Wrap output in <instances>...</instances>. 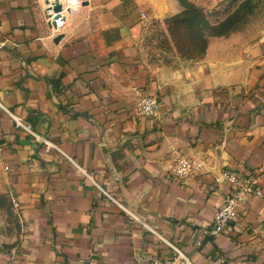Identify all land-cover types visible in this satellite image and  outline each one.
<instances>
[{
	"label": "crops",
	"instance_id": "0c3cea01",
	"mask_svg": "<svg viewBox=\"0 0 264 264\" xmlns=\"http://www.w3.org/2000/svg\"><path fill=\"white\" fill-rule=\"evenodd\" d=\"M83 1L54 28L45 0H0V100L76 163L0 109V164L19 203L0 264H165L171 249L103 191L195 264H264V195L219 234L202 231L230 191L224 171L264 166V38L154 71L141 51L151 0ZM142 95L158 115L136 113ZM180 156L202 165L180 179Z\"/></svg>",
	"mask_w": 264,
	"mask_h": 264
},
{
	"label": "rangeland",
	"instance_id": "374dc122",
	"mask_svg": "<svg viewBox=\"0 0 264 264\" xmlns=\"http://www.w3.org/2000/svg\"><path fill=\"white\" fill-rule=\"evenodd\" d=\"M151 1L156 11L145 25L141 51L154 71L201 60L210 43L236 49L264 38V0ZM13 206L0 164V238L10 245L18 235Z\"/></svg>",
	"mask_w": 264,
	"mask_h": 264
},
{
	"label": "built area",
	"instance_id": "2783aa9c",
	"mask_svg": "<svg viewBox=\"0 0 264 264\" xmlns=\"http://www.w3.org/2000/svg\"><path fill=\"white\" fill-rule=\"evenodd\" d=\"M62 4V13L64 14L67 11H74L79 6H81L83 0H60ZM72 6V8H71ZM0 109L5 111L9 116L13 118L16 125L26 130L28 133L32 134L42 145L45 146L47 150H56L62 153L67 157L71 162L75 163L74 159L67 155L61 147L54 141L40 135L37 133L31 126L30 123L24 121L22 117L8 107L0 100ZM160 111V102L159 99L154 95H142L139 97L136 104V113L138 115H158ZM76 164V163H75ZM201 163L180 156L176 159L173 166L174 174L180 178L184 179L190 174L195 172L198 168L201 167ZM82 172L90 179H92V173L86 169H82ZM224 176L230 184V191L225 196L223 204L219 207L213 215L211 225L208 229H202L203 233L207 236H214L219 234L223 229H225L231 222H233L238 216V206L247 201L249 195L262 197L264 195L263 188L261 186V181L264 177V166H259L252 171H235V170H226L224 171ZM105 194L117 205H119L126 214H128L133 221H138L141 223L142 227L146 230H150L157 237L166 244L172 251V256L170 259L164 261L165 264H195L191 256L186 253L180 246L169 241L163 235L151 228L147 223L143 222L139 215L131 210L128 204L123 200H119L116 197L108 194L106 191ZM11 200L14 207H18L19 203L16 198L11 195ZM145 258H143L144 260ZM85 264H93L92 259H88Z\"/></svg>",
	"mask_w": 264,
	"mask_h": 264
},
{
	"label": "water",
	"instance_id": "95a60500",
	"mask_svg": "<svg viewBox=\"0 0 264 264\" xmlns=\"http://www.w3.org/2000/svg\"><path fill=\"white\" fill-rule=\"evenodd\" d=\"M47 4L46 16L49 19L50 26L54 28L60 27V22L64 20V14L62 13V4L60 0H45ZM62 35L59 34L54 38L55 42H59Z\"/></svg>",
	"mask_w": 264,
	"mask_h": 264
},
{
	"label": "bare ground",
	"instance_id": "6f19581e",
	"mask_svg": "<svg viewBox=\"0 0 264 264\" xmlns=\"http://www.w3.org/2000/svg\"><path fill=\"white\" fill-rule=\"evenodd\" d=\"M71 8H72V6H71Z\"/></svg>",
	"mask_w": 264,
	"mask_h": 264
}]
</instances>
